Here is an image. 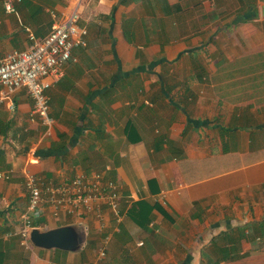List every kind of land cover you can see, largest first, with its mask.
I'll return each instance as SVG.
<instances>
[{
	"label": "crops",
	"instance_id": "obj_1",
	"mask_svg": "<svg viewBox=\"0 0 264 264\" xmlns=\"http://www.w3.org/2000/svg\"><path fill=\"white\" fill-rule=\"evenodd\" d=\"M3 1L0 57L47 35L51 10L91 28L48 91L51 134L25 88L0 104V264H264V0ZM93 171L119 184L121 223L105 209L80 252L23 245L27 173Z\"/></svg>",
	"mask_w": 264,
	"mask_h": 264
},
{
	"label": "built area",
	"instance_id": "obj_2",
	"mask_svg": "<svg viewBox=\"0 0 264 264\" xmlns=\"http://www.w3.org/2000/svg\"><path fill=\"white\" fill-rule=\"evenodd\" d=\"M22 1L4 0L6 12L18 14L17 5ZM50 12L54 22L47 35L39 37L27 28L29 46L12 50L0 57V104L6 103L12 111H16V93L25 88L33 100L32 114L47 125L48 135L55 123L50 115L48 91L64 76L66 64L73 58L74 49L86 46L89 34L88 27L80 23L81 14L77 8L67 13L56 10ZM1 177H4L2 173ZM25 185L29 203L21 214L20 236L26 247L30 245V230L39 227L35 224L36 218L47 212L56 219L68 216L77 223H86L87 232V222L91 219L105 221V209L114 214L118 224L123 219L119 184L103 171L81 173L59 182L29 172ZM119 230L115 227L105 233L99 246L100 257L106 256L112 234Z\"/></svg>",
	"mask_w": 264,
	"mask_h": 264
},
{
	"label": "water",
	"instance_id": "obj_3",
	"mask_svg": "<svg viewBox=\"0 0 264 264\" xmlns=\"http://www.w3.org/2000/svg\"><path fill=\"white\" fill-rule=\"evenodd\" d=\"M260 15L264 19V2L260 5ZM87 231L81 223H71L54 228L33 227L30 230V241L37 247L46 249L58 248L80 252L87 243Z\"/></svg>",
	"mask_w": 264,
	"mask_h": 264
},
{
	"label": "trees",
	"instance_id": "obj_4",
	"mask_svg": "<svg viewBox=\"0 0 264 264\" xmlns=\"http://www.w3.org/2000/svg\"><path fill=\"white\" fill-rule=\"evenodd\" d=\"M253 11H255L253 14L245 13L244 16H243V20L242 21L243 22H248V21H252V20L258 18L259 17L258 7H256Z\"/></svg>",
	"mask_w": 264,
	"mask_h": 264
},
{
	"label": "rangeland",
	"instance_id": "obj_5",
	"mask_svg": "<svg viewBox=\"0 0 264 264\" xmlns=\"http://www.w3.org/2000/svg\"><path fill=\"white\" fill-rule=\"evenodd\" d=\"M84 22H85V20H83ZM86 23V22H85ZM87 24V23H86ZM88 25V28L90 29L91 28V26H90V24L88 23L87 24ZM108 248V247H107Z\"/></svg>",
	"mask_w": 264,
	"mask_h": 264
}]
</instances>
